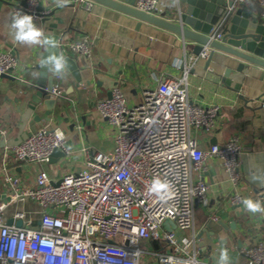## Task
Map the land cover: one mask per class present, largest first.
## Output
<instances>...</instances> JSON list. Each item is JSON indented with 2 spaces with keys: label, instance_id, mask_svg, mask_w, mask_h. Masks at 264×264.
<instances>
[{
  "label": "built area",
  "instance_id": "obj_1",
  "mask_svg": "<svg viewBox=\"0 0 264 264\" xmlns=\"http://www.w3.org/2000/svg\"><path fill=\"white\" fill-rule=\"evenodd\" d=\"M246 0H235L234 6ZM259 2L263 8L264 0ZM88 12L91 0H71ZM37 0L26 7L13 4L14 18L31 15L39 23L50 10L37 11ZM135 9L150 15L161 12L158 0H136ZM221 33L211 42L220 41ZM78 55L91 56L88 37L66 44ZM211 47L205 45L193 62L208 59ZM19 59L11 51L0 52V85L6 76L26 83ZM185 68L180 77L162 78L153 91L143 94L137 105H129L125 95L114 88L109 98L97 104L101 118L116 129L112 149L89 152L83 168L55 180L46 170L36 173L33 184H26L7 166L16 161L47 165L54 149L65 156L70 151L66 133L45 126L21 142L5 147L0 200V264H203L195 235L197 204H207L209 186L195 180L194 174L216 158L230 180L240 181L241 145L237 136L203 150L194 131H211L219 121L220 108L194 104L188 96ZM55 86L50 93L59 95ZM6 137L7 130L0 128ZM60 180L59 185L56 183ZM156 180L169 185L168 193L151 188ZM243 197L230 199L242 205ZM31 202L39 211H17L13 224L7 222L12 206ZM21 220L22 226H17ZM171 221L170 231L163 228ZM192 232L191 237L185 236ZM113 242V243H111ZM156 242V245L153 244ZM247 264H264V241L243 248Z\"/></svg>",
  "mask_w": 264,
  "mask_h": 264
},
{
  "label": "crops",
  "instance_id": "obj_2",
  "mask_svg": "<svg viewBox=\"0 0 264 264\" xmlns=\"http://www.w3.org/2000/svg\"><path fill=\"white\" fill-rule=\"evenodd\" d=\"M18 1L0 0V52L15 54L21 64L19 72L25 74L26 83L6 78L0 85V128L8 134L0 137L5 138L8 147L42 127L55 126L66 133L70 153L47 165L19 162L10 156L7 159L10 171L26 184H33L41 169L55 180L81 170L85 150L105 151L115 144L116 129L97 111L101 100L109 98L112 90L118 88L129 105H137L145 92L157 88L162 78L180 77L184 69L189 68V99L199 106L220 108L214 129L194 131L200 147L207 150L234 136L239 138L241 145L239 183L230 180L216 158L208 160L205 168L194 174L195 180H203L209 186L207 204H197L195 211L194 231L199 258L203 264H222V253L227 250L228 259L224 264H247L243 248L264 241V211L250 212L245 203L235 206L230 199L241 195L244 201L257 202L264 192V69L246 66L238 73L239 61L227 66L219 64L221 55L218 52L208 67V59L194 63L193 57L198 55L193 53V43L185 48L180 36L147 23L137 27L139 20L95 2L92 11L88 12L83 6H74L71 0H37L38 5L55 13L45 23H33L42 32L38 41L18 40L17 30L13 27V4ZM158 1L161 12L175 20L177 5L172 4L173 0ZM236 9H242L264 23L259 2L246 0ZM55 34L60 36V44L64 46L63 56L71 58L82 72H90L89 89L83 86L79 90L72 89L64 66L58 79L54 72L49 73L47 79L41 78L39 71L34 69L45 50L43 37ZM85 36L89 39L90 58L73 53L66 46ZM227 69H232V73L224 80ZM52 76L60 93L51 96L61 101V107H55L51 120L47 121L44 99L36 102L35 94L41 89L36 84L38 80L47 81ZM5 150L0 148V200L6 193L1 181ZM17 211L38 213L39 208L31 202L12 206L7 211V222ZM185 236L191 237L192 232H186ZM206 246H212L211 253ZM142 264L153 262L144 259Z\"/></svg>",
  "mask_w": 264,
  "mask_h": 264
},
{
  "label": "water",
  "instance_id": "obj_3",
  "mask_svg": "<svg viewBox=\"0 0 264 264\" xmlns=\"http://www.w3.org/2000/svg\"><path fill=\"white\" fill-rule=\"evenodd\" d=\"M102 4L113 10H117L137 20L139 27L142 23H147L162 30L171 32L181 37L183 46L193 43V53L199 55L205 45L211 47L208 56L207 67L214 58L215 52L221 55L219 64L232 65V62L239 61L236 71L242 73L246 66H253L264 69V23L257 18L251 17L242 9H236L233 1L223 0H173L176 4L175 20L168 19L162 12L157 15H150L135 9L136 0H91ZM18 3L26 7L27 0H20ZM46 8L37 7V11L43 12ZM55 11L49 12L42 20L45 23L53 16ZM221 33L220 41L211 42L213 35ZM60 36L55 34L43 37V47L45 50L41 54L38 64L34 69L39 71V77L48 78L49 73L54 72L56 78H60L64 73L72 82V89L79 90L80 86L86 89L91 87V75L89 71H81L71 58L64 57V46L60 44ZM61 60L64 66L63 71L56 69L55 63ZM73 64H72V63ZM232 69H227L224 80L230 76ZM8 79H14L6 76ZM55 78L52 76L47 81L38 80L36 86L41 89L35 94L40 103L44 99L46 107L47 121L51 120V115L55 107H61L60 100L52 99L51 92L55 87ZM47 88V89H44ZM66 96L65 93L62 94ZM243 98V97H242ZM5 138L0 137V148H5ZM65 154L60 149H54L50 163H55L63 159ZM60 180L56 183L59 185ZM5 198V196H4ZM260 207H264V192L257 200ZM22 221H17V226H22ZM8 224H13V220H8ZM170 225L173 229L175 224L169 220L163 223V228L170 231ZM201 235L199 236V238ZM113 243V242H111ZM156 245V242H153ZM209 253L212 246H206Z\"/></svg>",
  "mask_w": 264,
  "mask_h": 264
},
{
  "label": "clouds",
  "instance_id": "obj_4",
  "mask_svg": "<svg viewBox=\"0 0 264 264\" xmlns=\"http://www.w3.org/2000/svg\"><path fill=\"white\" fill-rule=\"evenodd\" d=\"M33 17L31 15H23L20 16L17 14L15 17V22L13 24V27L17 30L16 31V39L23 40V41H29V42H36L40 39L42 32L37 29L33 23H32ZM56 69H62L63 63L61 60H57L55 63ZM169 185L165 182H161L159 180H156L153 184L151 191L156 193H168ZM246 208L250 212H257V211H264V209H261L258 202H253L252 200H245L244 201ZM228 259V253L227 250H224L221 256V262L224 264L225 261Z\"/></svg>",
  "mask_w": 264,
  "mask_h": 264
},
{
  "label": "rangeland",
  "instance_id": "obj_5",
  "mask_svg": "<svg viewBox=\"0 0 264 264\" xmlns=\"http://www.w3.org/2000/svg\"><path fill=\"white\" fill-rule=\"evenodd\" d=\"M150 261H152V260H150ZM153 262V261H152ZM143 263V262H142ZM154 263V262H153Z\"/></svg>",
  "mask_w": 264,
  "mask_h": 264
}]
</instances>
